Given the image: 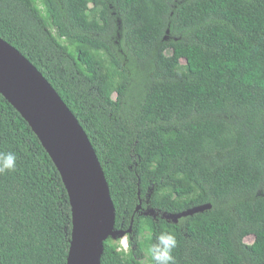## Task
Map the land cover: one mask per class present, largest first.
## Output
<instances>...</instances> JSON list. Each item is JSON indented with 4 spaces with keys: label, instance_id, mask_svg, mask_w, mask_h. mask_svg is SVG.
Masks as SVG:
<instances>
[{
    "label": "trees",
    "instance_id": "1",
    "mask_svg": "<svg viewBox=\"0 0 264 264\" xmlns=\"http://www.w3.org/2000/svg\"><path fill=\"white\" fill-rule=\"evenodd\" d=\"M0 36L94 146L130 243L109 237L102 264H154L147 249L162 231L177 238L175 264H264V0H0ZM9 151L0 264H67L68 190L0 93Z\"/></svg>",
    "mask_w": 264,
    "mask_h": 264
},
{
    "label": "water",
    "instance_id": "2",
    "mask_svg": "<svg viewBox=\"0 0 264 264\" xmlns=\"http://www.w3.org/2000/svg\"><path fill=\"white\" fill-rule=\"evenodd\" d=\"M0 93L22 114L39 137L70 196L73 230L67 264H102L105 241L116 230V208L102 164L86 131L42 72L0 36ZM195 207L163 216L177 222ZM146 214L154 215L155 210ZM132 228L129 229L131 231Z\"/></svg>",
    "mask_w": 264,
    "mask_h": 264
},
{
    "label": "clouds",
    "instance_id": "3",
    "mask_svg": "<svg viewBox=\"0 0 264 264\" xmlns=\"http://www.w3.org/2000/svg\"><path fill=\"white\" fill-rule=\"evenodd\" d=\"M17 156L13 152H0V173L14 171L16 168ZM119 244L122 251L130 248L129 237L121 236ZM178 241L175 234L162 231L156 236L155 243L148 249L147 254L154 264H175L173 251L177 247Z\"/></svg>",
    "mask_w": 264,
    "mask_h": 264
},
{
    "label": "rangeland",
    "instance_id": "4",
    "mask_svg": "<svg viewBox=\"0 0 264 264\" xmlns=\"http://www.w3.org/2000/svg\"><path fill=\"white\" fill-rule=\"evenodd\" d=\"M170 219H172V218H170ZM253 240H254V237L253 236H250V237H248L246 239L247 243H251V242H253Z\"/></svg>",
    "mask_w": 264,
    "mask_h": 264
}]
</instances>
